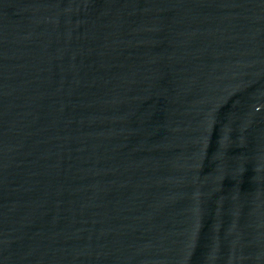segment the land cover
<instances>
[{"label":"water","instance_id":"water-1","mask_svg":"<svg viewBox=\"0 0 264 264\" xmlns=\"http://www.w3.org/2000/svg\"><path fill=\"white\" fill-rule=\"evenodd\" d=\"M0 264H264V0H0Z\"/></svg>","mask_w":264,"mask_h":264}]
</instances>
